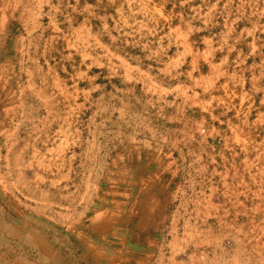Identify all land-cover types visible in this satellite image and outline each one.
Masks as SVG:
<instances>
[{"label":"rangeland","instance_id":"1","mask_svg":"<svg viewBox=\"0 0 264 264\" xmlns=\"http://www.w3.org/2000/svg\"><path fill=\"white\" fill-rule=\"evenodd\" d=\"M0 264H264V0H0Z\"/></svg>","mask_w":264,"mask_h":264}]
</instances>
